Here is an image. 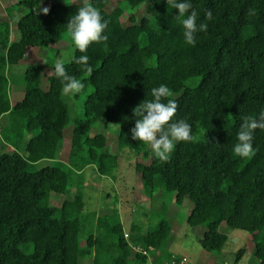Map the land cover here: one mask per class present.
<instances>
[{
	"label": "trees",
	"instance_id": "obj_1",
	"mask_svg": "<svg viewBox=\"0 0 264 264\" xmlns=\"http://www.w3.org/2000/svg\"><path fill=\"white\" fill-rule=\"evenodd\" d=\"M125 1L146 2L147 15L131 16L132 23L123 25V6L107 10L110 0H90L109 21L107 40L91 43L83 53L73 50L72 56H89L91 72L66 61L71 74L92 86L83 115L74 118L54 64L47 72L45 62L27 65L17 98L10 97L8 70L28 46L61 40L79 6L55 0L44 6L49 8L44 14L36 10L39 0H14L27 8L16 20V40L10 39V19L0 20V140L12 147L0 154V264H80L87 256L91 264H148L147 255L132 249L138 244L152 247L154 262L174 256L166 252L172 226L164 217L144 232L133 223L128 237L116 206L102 215H84L85 167L115 177L118 165L105 133H91L100 121L117 123L119 147L148 159L134 163L148 196L167 190L177 204H189L186 221L201 230L197 240L204 249L222 250L228 235L220 226L226 224L248 232L257 264H264V129L254 131L250 157L232 150L241 116L259 118L264 112V0H193L197 23L207 25L194 45L183 39L182 17L171 0ZM161 83L177 101L173 120L185 118L194 136L176 142L166 161L129 132L133 109ZM71 121L68 160L32 169L57 158ZM74 175L73 195L51 204V192L64 194ZM88 216L94 223L90 230L83 223Z\"/></svg>",
	"mask_w": 264,
	"mask_h": 264
},
{
	"label": "rangeland",
	"instance_id": "obj_2",
	"mask_svg": "<svg viewBox=\"0 0 264 264\" xmlns=\"http://www.w3.org/2000/svg\"><path fill=\"white\" fill-rule=\"evenodd\" d=\"M59 1L75 3L79 7L83 6L85 2H90V0ZM54 2L55 0H43L40 6H50ZM8 3L12 4L13 1L6 0L3 3V0H0V4ZM118 5L124 7V12L121 15L123 25L132 23L131 16L139 20L142 15H147L146 2L140 3L137 6H130L125 0H110L106 8L107 10H111ZM26 9L24 6L14 4L12 8H9L8 12L14 18L25 12ZM13 22V32L19 35L17 25L15 21ZM74 49L75 45L66 36L65 31L61 40L42 48V54L35 62H45L47 65H45L44 70L47 72L51 70L58 54H63V58L68 61ZM20 67L22 70L25 69V65ZM20 76L21 78L23 77V72L17 75V82L23 80V78L21 81L19 80ZM91 90L92 86L89 83H84V88L81 92L74 96L63 93V97L69 106L71 118L83 115V103ZM117 130V123H110L108 126H104L102 121L91 130V133H105L108 150L118 155V165L115 171V177L101 175L94 165L85 167L81 180L83 200L85 203L84 215L90 212H97L102 215L111 211L110 209L113 206H116L123 229L128 237L132 233L131 228L133 223H136L141 232H144L154 228L159 220L164 217L172 226L171 235L166 245V252L182 257L187 264H257L258 260L253 253L254 242L247 231L231 228L226 226V224H222L220 230L228 235L225 245L220 252L208 251L197 240V235L200 234L201 230L197 227L192 228L186 221L190 208L189 204H177L174 201V193L167 190H157L152 196H148L144 192L141 178L134 168L135 161L147 162L148 159L142 152L138 154L128 148H120L117 143ZM71 131L72 121L65 128L62 146L57 158L38 162L32 169H38L45 164H56L58 160L66 162L64 156L66 155L67 147L64 149V146L69 143ZM9 146L0 140V154L3 151L10 152L11 148ZM147 146L152 151L151 146L149 144ZM76 177V175L73 176L72 185L68 187L64 194L51 192V204L60 205L65 198H70L73 195L75 190V184L73 183ZM83 223L87 226V230L92 229L91 227L94 225L93 218L90 216L83 220ZM87 232L85 231V234ZM91 259V256H87L80 260V264H91ZM148 264H151V262H148Z\"/></svg>",
	"mask_w": 264,
	"mask_h": 264
},
{
	"label": "clouds",
	"instance_id": "obj_3",
	"mask_svg": "<svg viewBox=\"0 0 264 264\" xmlns=\"http://www.w3.org/2000/svg\"><path fill=\"white\" fill-rule=\"evenodd\" d=\"M42 2L43 0H39L36 10L47 14L49 8L41 7ZM171 5L177 10V15L182 17L183 39L186 43L194 45L197 33L206 30L207 25L197 23L198 13L193 7V0H171ZM206 15L209 19L212 18L211 11ZM108 23L97 7L91 2H85L67 19L66 36L73 42L75 48L83 53L91 43L107 40L104 32ZM88 61V55L68 58V62H75L91 72ZM52 71L62 83L63 93L74 96L84 88V83L67 69L63 54H58ZM170 97L172 91L167 84L161 83L152 87L150 98L144 99L133 109L134 125L129 130L132 140L149 144L154 156L162 161L169 159L176 142L194 139L192 127L185 118L173 120L178 105L177 101ZM257 128L264 129V112L259 118L252 115L241 116L236 142L232 146L237 156L246 158L254 154L253 136Z\"/></svg>",
	"mask_w": 264,
	"mask_h": 264
},
{
	"label": "crops",
	"instance_id": "obj_4",
	"mask_svg": "<svg viewBox=\"0 0 264 264\" xmlns=\"http://www.w3.org/2000/svg\"><path fill=\"white\" fill-rule=\"evenodd\" d=\"M5 1L6 0H3V3H5ZM12 1L14 2V0H12ZM12 7H13V3L12 4L11 3L0 4V20L1 19H3V20L4 19H10V26H11L10 27V29H11L10 39L16 40L19 37V35L15 34L13 32V28H12L13 24H14L13 21H15V23H16V20L18 19V17L21 14L19 16L17 15V17L15 16L14 17L15 19L12 18L11 14L8 13V9L12 8ZM50 44H53V43H50ZM42 48L43 47H39V46H28L26 51H25L24 56L18 61V63L13 64L12 66L9 67L8 75L10 78L9 86H10V95H11L10 97L11 98L12 97H15V98L21 97L23 94L24 88H23V83L21 81L23 77L21 78V76H20L21 79L19 78V80L21 82H17L18 81L17 75L18 74L20 75L21 72L24 73V71H25V69L22 70L20 66L25 65V68H26L27 65L35 63V61H37L38 57L41 56V54H42ZM41 84H42L43 88L47 87V80H45V76L42 78ZM64 132H65V129H64ZM70 137H71V134H70ZM70 137H69V139H70ZM9 147L12 150V147L11 146H9ZM65 147H67V150H66V155L64 154L65 155L64 159H66L65 161H67L68 160V154H69V148H70V140H69L68 145L66 144L64 146V149H65ZM64 152H65V150H64ZM154 254H150V256H149V257H151L152 261H153L152 256Z\"/></svg>",
	"mask_w": 264,
	"mask_h": 264
},
{
	"label": "built area",
	"instance_id": "obj_5",
	"mask_svg": "<svg viewBox=\"0 0 264 264\" xmlns=\"http://www.w3.org/2000/svg\"><path fill=\"white\" fill-rule=\"evenodd\" d=\"M125 235L127 236L126 233H125ZM132 249L136 252H140L142 254L147 255L151 264H187L186 261L182 257H178L176 255L172 256L170 259H168L167 261L162 262V263L161 262H154V261H152L151 257H149L150 256L149 251L152 249L151 246L149 248H144L140 245H132Z\"/></svg>",
	"mask_w": 264,
	"mask_h": 264
}]
</instances>
